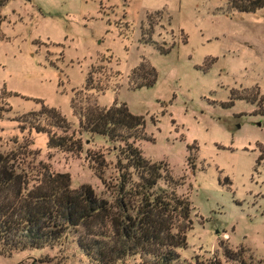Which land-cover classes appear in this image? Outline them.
<instances>
[{
	"label": "rangeland",
	"instance_id": "rangeland-1",
	"mask_svg": "<svg viewBox=\"0 0 264 264\" xmlns=\"http://www.w3.org/2000/svg\"><path fill=\"white\" fill-rule=\"evenodd\" d=\"M143 59L157 80L132 89L129 75ZM90 71L95 84L108 83L97 105L124 103L142 117L148 138L138 144L142 155L166 165L177 194L190 201L192 229L172 264L214 257L239 264L225 258L224 248L245 249L253 264H264V115L257 113L264 97V7L241 13L228 0H9L0 6V101L5 91L11 108L0 119V151L28 146L31 166L68 173L72 189L89 185L113 202L117 144L81 132L70 105ZM244 90L257 100L233 99ZM42 105L65 117L81 151L48 148L46 134L23 123ZM91 152L105 158V184L91 167ZM79 232L70 229L51 247L0 254V264H97L78 247ZM150 263L137 255L114 264Z\"/></svg>",
	"mask_w": 264,
	"mask_h": 264
},
{
	"label": "trees",
	"instance_id": "trees-1",
	"mask_svg": "<svg viewBox=\"0 0 264 264\" xmlns=\"http://www.w3.org/2000/svg\"><path fill=\"white\" fill-rule=\"evenodd\" d=\"M9 0H0V6ZM232 10L254 13L264 7V0H228ZM161 50L168 53L169 49ZM93 71L87 74L83 88L74 92L71 109L81 132L106 137L116 143V169L119 182L113 202L98 197L89 185L72 189L68 173L52 171L47 165L31 166L27 147L0 151V254L43 249L56 244L70 229L79 232L78 247L97 264H114L127 257H151L150 264H172L178 260L177 249L186 248V233L192 229L191 204L177 194L175 180L162 162L146 159L139 142L148 139L142 117L132 114L126 104L102 108L96 95L108 83L95 84ZM113 76H117L114 73ZM157 80L155 69L144 59L129 75L132 89L151 87ZM258 92V90H256ZM233 99L254 103L246 94ZM2 92L0 119L10 112ZM257 113L264 115V97L257 102ZM23 123L36 133L47 136V147L81 151L82 146L60 112L45 105L38 112L25 114ZM26 151V152H25ZM91 167L105 184L104 156L91 152ZM27 161V162H26ZM164 181L166 188H158ZM245 249L224 248L225 258L239 264H253L244 256ZM188 264H221L216 257Z\"/></svg>",
	"mask_w": 264,
	"mask_h": 264
}]
</instances>
